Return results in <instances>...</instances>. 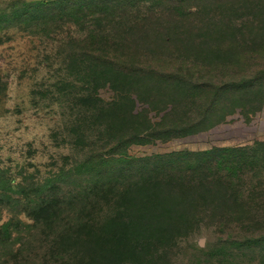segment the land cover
Segmentation results:
<instances>
[{"label": "rangeland", "instance_id": "obj_1", "mask_svg": "<svg viewBox=\"0 0 264 264\" xmlns=\"http://www.w3.org/2000/svg\"><path fill=\"white\" fill-rule=\"evenodd\" d=\"M16 1L0 0V6ZM182 2L156 3L155 8H166L167 18L161 15L153 26L164 29L165 20L180 24L168 9ZM185 5L198 9L185 16L183 40L165 43L137 36L124 48L132 58L101 69L91 65L87 70L77 29L67 21L50 36L30 34L22 17L0 22V168L23 182L21 190L32 199L40 196L64 206L66 196L78 193L79 206L86 204V221L97 222L91 230L97 234V227H109L110 221L137 223L129 228L132 234L119 238L117 257L105 253L107 258L94 264H139L123 249L131 235L144 236L151 264H264V0H186ZM83 79L106 81L98 91L113 103L111 119L122 132L131 128L143 135L129 146L136 158L111 159L101 175L92 164L95 156L86 169L71 166L82 153L81 130L96 129L83 105L78 126L68 122L80 102L70 92ZM102 141L110 143L104 152L113 146L111 139ZM223 146L248 156L234 158L241 171L230 181L210 174V160ZM171 151H180L183 163L182 180L175 182H167L168 172L160 167ZM190 160L192 167H187ZM114 162L115 167H105ZM34 176L55 180L43 182L33 196L28 188ZM97 181L105 186L93 192ZM155 188L175 192L183 224L167 232L164 226L160 233L139 232L146 220L135 215L121 193H150L152 199L144 205L152 217ZM8 196L17 197L10 192L0 198V224L15 216L28 221L21 208L33 203H10ZM0 258L15 262L6 249L0 248Z\"/></svg>", "mask_w": 264, "mask_h": 264}, {"label": "trees", "instance_id": "obj_2", "mask_svg": "<svg viewBox=\"0 0 264 264\" xmlns=\"http://www.w3.org/2000/svg\"><path fill=\"white\" fill-rule=\"evenodd\" d=\"M166 1L169 0H19L0 6V22L22 17V23L30 29L32 28L30 34L50 36L56 31L57 25L67 21L77 29L75 36L83 45L79 48L81 53L86 54L89 66L86 67L87 70L94 68L91 65H95L96 69H101L103 65L109 67L117 64V66H121L123 65L122 60L132 58L133 55L124 53V48L129 41L135 40L137 36L149 41L165 43L178 42L175 41L176 39L183 40L181 25L184 24L185 16L194 14L198 6H186V0H182L180 6L175 4L171 9H168L171 11L173 19H177L180 24L176 22L173 26L172 21L165 20L161 26L164 29L156 28L153 24L155 21L161 20V15L166 17L164 11L166 8L159 10L155 8V4L159 2L163 5ZM0 28H2V24H0ZM140 28L141 33L139 32ZM83 41L86 45L82 43ZM80 81L83 84L70 92L80 102L76 103L78 111L70 114L68 122L72 127L78 126V121L81 119L78 117L80 114L79 105H83L82 111L88 116L86 117L87 121L90 126H94L96 129L94 133L91 132L90 127L86 128V132L85 129L81 130L85 138V141L81 143L82 153L71 166L74 169L79 167L86 169V165L90 164L89 158L95 156L96 160L92 164L101 175L102 167L109 164L111 159L120 158V160L126 161L136 158L135 154L130 153L129 146L133 142H139L141 138L137 140V137L143 135L139 132H130L131 128L122 132L115 120L111 119L110 110L113 109V103L102 99L98 91V87L106 81L102 82L97 79ZM60 83L63 82L60 81L56 84L58 88H60ZM61 97L57 102L59 105L64 101V99H60ZM95 137L98 138L96 141ZM103 139H111V143H113V146L106 152L102 150V147L110 143L102 141ZM254 143L257 144V142ZM232 147L223 146L222 150L215 154L214 159L210 160L212 167L209 169L212 177L230 181L233 175L241 171L240 167L233 165V160L235 157L242 160L240 157L247 158L248 156L240 155ZM179 154L180 151H171L168 154V156L170 155L168 159L160 160L162 162L160 167L168 172L166 174L167 182L168 180L175 182L174 179L182 180L183 163ZM245 161L242 162L245 163ZM186 166L192 167V160L186 163ZM105 167L113 168L115 162ZM61 169L63 168L59 170ZM107 172L109 174V171ZM160 173L164 174L161 171ZM53 174L57 175V172ZM162 178L164 177L162 176ZM35 180L34 185L28 188L31 189V193H34L33 196H36L38 190L46 185L43 182L51 183L55 179L35 177ZM0 186L1 199L11 192L17 197L8 196L10 203H33L30 208L29 206L21 208V213L28 217V221H23L20 217L15 216L0 224V248L12 252L15 258L13 264H94L93 262L97 258L105 260L107 258L105 253L110 254L113 259L121 251L122 245L119 241L121 235H130L132 233L129 228L137 227L134 219L129 220L128 218L123 221L124 223L114 220L110 221L109 227L98 226L99 228L97 227L96 230L100 231L97 234L91 231L95 229L97 222L86 221V212L84 211L86 204L84 206L83 203L79 206L76 200L78 193L64 197V206L60 202L50 201L40 196L32 199L29 197L30 194L26 193L27 191L21 190L23 182L17 183L15 179L9 178L2 168H0ZM103 186L105 184L97 181L92 187V191L103 190ZM153 190H157L153 194L154 200L157 201H154L151 208L153 219L148 216L146 207L148 204L144 205L146 201L152 199L150 193L142 192L141 197L139 196L140 199L135 191L127 193V196L125 192L121 193L123 198L126 197L130 201V209H136L135 215H138V218L141 215L146 220L139 224V232L150 230L160 233L163 226L166 232L172 228H179V223L183 224L185 214L182 213L184 210L176 203L178 196L169 188L167 191L163 189V192L157 188ZM16 212L18 209L12 210L13 215H17ZM87 229L89 234L86 232ZM142 238H144L142 235L138 238L131 235L123 249L127 255H130V261L137 259L139 264H151L153 256L150 254V250H146L147 243ZM112 239L113 241H111ZM0 264L8 263L0 258Z\"/></svg>", "mask_w": 264, "mask_h": 264}]
</instances>
